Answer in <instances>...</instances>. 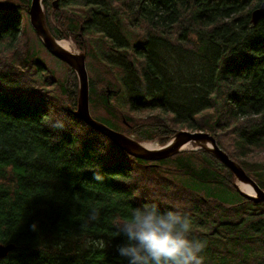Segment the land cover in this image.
Listing matches in <instances>:
<instances>
[{
	"label": "trees",
	"instance_id": "1",
	"mask_svg": "<svg viewBox=\"0 0 264 264\" xmlns=\"http://www.w3.org/2000/svg\"><path fill=\"white\" fill-rule=\"evenodd\" d=\"M0 1V244L15 247L0 264H128L116 224L144 204L189 216L203 264H264V202L202 148L144 161L77 119L74 71L58 79L32 47L19 51L30 0ZM262 3L62 0L74 9L57 21L64 33L46 28L87 48V72L102 67L99 83L88 77L93 118L161 146L177 129L208 133L264 192V162L240 152L264 147V19L251 20ZM230 130L231 153L219 142Z\"/></svg>",
	"mask_w": 264,
	"mask_h": 264
},
{
	"label": "water",
	"instance_id": "2",
	"mask_svg": "<svg viewBox=\"0 0 264 264\" xmlns=\"http://www.w3.org/2000/svg\"><path fill=\"white\" fill-rule=\"evenodd\" d=\"M51 5L53 9H58L59 0H53ZM4 6V2L0 1V8H3ZM27 14L30 26L36 36L40 39L44 48L53 57L68 65L77 77L78 97L76 101V109L73 112V115L77 119L82 121L92 130L106 137L128 155L144 161H162L183 151V148L186 145L195 144L198 148L208 151V153L212 154L220 161V163L228 168L232 172L237 183L248 184V186L253 189V194H247L242 192L236 184L237 191L244 198L255 202H264V192L260 190L256 183L245 174L237 163L232 161L229 156L218 147L215 139L208 133L178 132L163 146L154 150H148L134 139L95 120L91 116L89 109V82L85 66V53H72L58 46L57 40L51 36L45 26L42 0H30ZM260 19H264V3H262L258 9L251 12V20L253 24ZM206 144H209V146ZM14 248L15 247L12 244H0V259L5 258L9 252L14 250Z\"/></svg>",
	"mask_w": 264,
	"mask_h": 264
},
{
	"label": "clouds",
	"instance_id": "3",
	"mask_svg": "<svg viewBox=\"0 0 264 264\" xmlns=\"http://www.w3.org/2000/svg\"><path fill=\"white\" fill-rule=\"evenodd\" d=\"M52 120V127H64L55 113ZM94 179L102 177L97 174ZM98 215L93 210L89 219L96 220ZM116 230L124 238L116 248L117 254L127 259L128 264H203L201 253L206 245L200 239L190 238L192 221L187 214L162 212L156 204H144L118 222Z\"/></svg>",
	"mask_w": 264,
	"mask_h": 264
},
{
	"label": "rangeland",
	"instance_id": "4",
	"mask_svg": "<svg viewBox=\"0 0 264 264\" xmlns=\"http://www.w3.org/2000/svg\"><path fill=\"white\" fill-rule=\"evenodd\" d=\"M51 0H49V4L51 5ZM44 8V7H43ZM75 11H79L77 9H75ZM53 11H49L47 10L46 8H44V13H46V17L48 19V26L51 28V29H54L58 34L59 33H64L65 29L63 28H60L58 27L60 24L57 25V21L59 19V17L61 16H64V18H67L71 13H74V9L73 8H64V7H61V5H59V10H55L54 12L55 13H52ZM26 20H27V23H26V27H25V33H24V36L22 37L21 39V47H20V52L22 53L24 50H27L28 48L32 47L33 50L35 51V54L37 55V58H39L41 61L44 62V64L49 67V69H51L54 73V76L58 79H61V80H64L65 77H66V74H67V68L65 63H63L62 61L58 60L57 58L51 56L43 47L42 45L38 42V39L35 35V32L33 31L32 27L30 26L29 24V18L28 16H26ZM75 25V23L73 24ZM81 34V32H80ZM90 36L89 34L87 33H83L82 32V35L80 36H76V39L80 42V43H83V42H87L89 41L87 38L90 39ZM83 37H85V40H83ZM95 39H100V36L99 35H94L91 37V41L90 43L95 40ZM133 41H137L136 38H133L131 39ZM26 41V42H25ZM58 41H68L70 42L71 44V52L73 53H85V66H86V49H84L83 52H81L79 50V48H77L76 44L74 43L73 40L71 39H68V38H61V39H58ZM89 43V44H90ZM22 44H23V47H22ZM82 46V44H81ZM83 46H87V45H83ZM19 52V53H20ZM65 64V65H64ZM69 67V66H68ZM70 68V67H69ZM87 70V69H86ZM102 67L95 61L91 60L90 63H89V70L87 72V75L89 77V79L91 78L95 83H99V81L96 79V75L99 71L100 73V78L104 79L103 75L101 74L102 71ZM76 77V75H75ZM106 79H109V77H106ZM76 82H77V90H78V81H77V77H76ZM99 89H101V85L98 86V91ZM108 88H106L105 86L103 87V90H106ZM109 91V90H107ZM109 94V93H107ZM77 97H78V93H77ZM90 97V95H89ZM76 101H77V98H76ZM111 103H114V102H111ZM89 109H90V104H89ZM91 114V112H90ZM98 115L102 116L101 112H98ZM92 116V114H91ZM95 119V118H94ZM96 120V119H95ZM98 121V120H97ZM100 122V121H99ZM102 123V122H101ZM104 124V123H103ZM107 126V125H106ZM110 128V127H109ZM114 130V129H113ZM116 131V130H115ZM178 132H188V133H192L193 131H190V130H179L177 129L176 130ZM118 132V131H117ZM121 133V132H119ZM124 134V133H122ZM125 135V134H124ZM127 136V135H126ZM235 134L230 131H228L227 133H224L223 135H220L219 136V142L220 144L225 148L227 149V151L229 153H231V151L233 150V141L236 142L235 140ZM132 139H134L133 137L131 136H128ZM171 139V138H170ZM169 139V140H170ZM135 140V139H134ZM168 140V141H169ZM136 141V140H135ZM167 141V142H168ZM140 143V142H139ZM152 144L154 146L153 150L154 149H157L159 147H161V145L158 144V142L156 140H151V141H144V142H141L142 146L143 144ZM195 145V144H194ZM144 147V146H143ZM145 148V147H144ZM197 147H193V144H189V145H186L184 150H193ZM241 154L243 153H248L247 155H249L247 158L251 161V162H264V147L261 148V149H250L248 151L246 150H240ZM235 184H237L238 187L241 186V184L235 182ZM243 190V189H242ZM263 234V233H262Z\"/></svg>",
	"mask_w": 264,
	"mask_h": 264
},
{
	"label": "bare ground",
	"instance_id": "5",
	"mask_svg": "<svg viewBox=\"0 0 264 264\" xmlns=\"http://www.w3.org/2000/svg\"><path fill=\"white\" fill-rule=\"evenodd\" d=\"M26 42V41H25ZM57 44L58 46H60L62 49L71 52V44L68 41H58L57 40ZM73 53V52H72ZM207 146H209V144H206ZM143 146L145 147V149L148 150H153L154 146L152 144H143ZM239 189L247 194H253V189L251 187L248 186V184H241V186L239 187ZM243 189V190H242Z\"/></svg>",
	"mask_w": 264,
	"mask_h": 264
},
{
	"label": "flooded vegetation",
	"instance_id": "6",
	"mask_svg": "<svg viewBox=\"0 0 264 264\" xmlns=\"http://www.w3.org/2000/svg\"><path fill=\"white\" fill-rule=\"evenodd\" d=\"M52 2H53V0H51ZM51 2V3H52ZM60 3H62V0H59V4ZM30 4V3H29ZM27 12H28V10H27ZM47 17H46V14H45V16H44V22H45V26L47 27L48 26V24H47ZM48 28V27H47ZM54 30V29H53ZM53 33H57L55 30L54 31H52ZM75 35V34H74ZM79 35H82V34H80V31H79ZM79 35H77V36H79ZM102 39V38H101Z\"/></svg>",
	"mask_w": 264,
	"mask_h": 264
}]
</instances>
